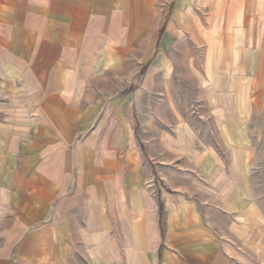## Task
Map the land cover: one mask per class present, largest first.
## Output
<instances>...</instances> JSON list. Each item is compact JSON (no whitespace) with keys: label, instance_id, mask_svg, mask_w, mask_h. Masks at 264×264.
<instances>
[{"label":"crops","instance_id":"crops-1","mask_svg":"<svg viewBox=\"0 0 264 264\" xmlns=\"http://www.w3.org/2000/svg\"><path fill=\"white\" fill-rule=\"evenodd\" d=\"M187 35L206 43L227 138L251 64L264 81V0H0V264H264L208 220L244 197L239 151L225 145L227 163L186 121L137 138L151 80ZM167 156L221 208L158 188Z\"/></svg>","mask_w":264,"mask_h":264},{"label":"rangeland","instance_id":"rangeland-1","mask_svg":"<svg viewBox=\"0 0 264 264\" xmlns=\"http://www.w3.org/2000/svg\"><path fill=\"white\" fill-rule=\"evenodd\" d=\"M206 51V43L201 39L190 40L188 35L169 47L165 59L167 72L153 76L148 104L137 110V138L140 143L145 139L154 141L161 131L170 132L177 122L186 121L208 143L224 151L227 163L235 159L234 154L226 153L225 145L232 151H239L244 163V197L229 213L221 214L216 210L208 220L219 235L236 241L246 252L254 250L257 253L260 247L264 251V81L260 88L251 64L247 80L241 83L244 105L232 107L235 113H243V121L231 123V135L222 139L211 118L206 97L207 66L210 64ZM220 60L227 62L229 59ZM133 78L140 81V74H134ZM166 163L160 175L155 172L154 184L158 188L197 200L203 214H211V208H221L211 200L202 184L192 183L191 178H201L194 165L169 156Z\"/></svg>","mask_w":264,"mask_h":264},{"label":"trees","instance_id":"trees-1","mask_svg":"<svg viewBox=\"0 0 264 264\" xmlns=\"http://www.w3.org/2000/svg\"><path fill=\"white\" fill-rule=\"evenodd\" d=\"M160 215H161V222H163V217H164V208L161 205V210H160Z\"/></svg>","mask_w":264,"mask_h":264}]
</instances>
